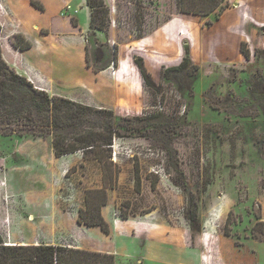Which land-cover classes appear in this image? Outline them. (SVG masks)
Returning <instances> with one entry per match:
<instances>
[{"label":"rangeland","instance_id":"rangeland-1","mask_svg":"<svg viewBox=\"0 0 264 264\" xmlns=\"http://www.w3.org/2000/svg\"><path fill=\"white\" fill-rule=\"evenodd\" d=\"M34 1L39 8L0 0L1 56L49 96L112 110L99 119L117 132L109 145L113 187H105L99 209L112 222V246L104 249L114 251V263L264 264L263 23L248 16L234 40L217 30L220 16V27L231 21L222 15L227 0L204 16L181 12L178 0H105L110 24L98 30L85 0ZM18 33L30 48L12 45ZM185 55L187 67L175 70ZM4 86L22 106L30 97L19 80ZM3 107L15 109L0 100ZM23 132L0 128L3 243L85 249L88 228L70 217L78 219L79 208L87 207L86 217L96 213L101 163L80 151L56 157L51 134ZM190 194L199 228L193 236L185 218ZM258 217L262 228L251 230Z\"/></svg>","mask_w":264,"mask_h":264},{"label":"trees","instance_id":"trees-1","mask_svg":"<svg viewBox=\"0 0 264 264\" xmlns=\"http://www.w3.org/2000/svg\"><path fill=\"white\" fill-rule=\"evenodd\" d=\"M225 0H178L179 10L184 13H191L199 16L207 15L215 11L218 7H222ZM35 7L40 5L31 0ZM89 8V25L98 30H106L110 24L109 8L105 0H85ZM19 33L15 34L11 41L12 45L18 50H26L30 48L29 41H19ZM242 56L248 60L250 51L245 42L241 41L239 46ZM188 54V51L186 52ZM189 59L185 55L182 61L174 67L175 70L181 71L187 67ZM0 73L4 78L5 84H12L15 80L21 82L22 89L30 97L27 101L22 102L18 96L9 91L0 79V100L6 101L15 105V109H3L0 111L1 134L17 133L24 134L25 132L38 135H52V150L56 157L68 155L76 151L82 153L83 159L96 158L102 165V182L103 187L99 192L103 193V199L96 208V213L86 217L84 212L86 209H78V223H83L86 226H98L100 229L109 233L110 228L108 222L100 213V207L105 203L104 189L105 187H113L110 182L113 175L109 170L114 165L110 161V149L113 135L117 133L109 121L103 123L100 118H104L105 113H112V110L92 107L85 105L66 97L52 95L49 96L44 90L37 89L27 81L26 77L19 75L15 70L3 60L0 49ZM31 94V95H30ZM25 109V110H24ZM91 111L94 115L89 114ZM23 112H25L23 114ZM19 115L27 121H11V117ZM99 121H84L86 116ZM29 119V120H28ZM77 119V121H72ZM82 120V121H80ZM134 127L129 130L132 131ZM113 166V167H112ZM113 168V172L115 171ZM115 173V172H114ZM156 181L152 182V187ZM134 183L138 188L140 184L139 168L135 164L134 168ZM196 199L193 194H190L189 205L185 213V218L190 227V234L193 236L199 229L197 226L198 219L196 213ZM230 214V212H229ZM229 214L226 218V223L229 219ZM125 216V215H123ZM262 221L259 217L252 226L262 228ZM252 236L254 234L252 233ZM0 264H115L114 255L89 251L79 248H72L63 245L53 244H9L3 243L0 236Z\"/></svg>","mask_w":264,"mask_h":264},{"label":"crops","instance_id":"crops-1","mask_svg":"<svg viewBox=\"0 0 264 264\" xmlns=\"http://www.w3.org/2000/svg\"><path fill=\"white\" fill-rule=\"evenodd\" d=\"M229 3V6L226 8V10L222 13V15L224 13H230L231 15V21L229 23H227L224 26H219V20L221 19V16L218 20L217 23V30H219V33H223L228 35L230 38H233L234 40H237L238 37V33L236 32V26H238L239 29H243L245 26L248 25L246 19H248V16H252L253 18H255L256 21L258 22H262L264 25V0H227ZM242 6H246L245 9L242 8ZM241 43V42H240ZM264 45V43H262ZM240 46V44H239ZM235 50V49H233ZM239 50V48H238ZM235 52V51H234ZM233 52V54H234ZM240 52V50H239ZM229 56L233 55V54H229L227 53ZM240 54L242 55V53L240 52ZM228 57V56H227ZM29 77L31 80H35L37 83H42L44 80L42 79L41 75H32L29 74ZM72 224L73 222L77 221V218H75L74 216L70 217ZM42 220V219H41ZM107 221V220H106ZM108 222V221H107ZM110 222V221H109ZM109 224V223H108ZM110 226H112V222H110ZM109 226V228H110ZM87 231L86 233L81 235L82 238V242L80 244L83 245V247L85 248L84 250H89V251H95V252H104V253H108V254H114V251L111 250H106L104 249L106 246H112V241L110 243V241L108 242V238L107 235L109 233H111V229L109 231V233H105L103 232L100 227L98 226H87ZM10 242V243H9ZM12 239L9 237H7V245L9 244H14L15 242L12 243ZM19 244V242H18ZM21 244H26V243H21ZM33 244H38V243H33ZM44 244H53V245H59L54 243L53 241H49L47 243ZM68 247H72V248H79V247H73L70 245H66ZM81 249V248H79Z\"/></svg>","mask_w":264,"mask_h":264},{"label":"built area","instance_id":"built-area-1","mask_svg":"<svg viewBox=\"0 0 264 264\" xmlns=\"http://www.w3.org/2000/svg\"><path fill=\"white\" fill-rule=\"evenodd\" d=\"M113 157H114V155H113ZM6 245H7V243H5Z\"/></svg>","mask_w":264,"mask_h":264}]
</instances>
